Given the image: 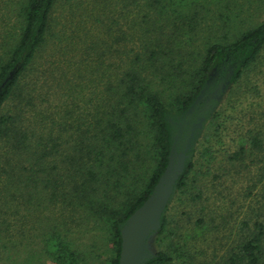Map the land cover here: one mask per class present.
I'll list each match as a JSON object with an SVG mask.
<instances>
[{
  "label": "trees",
  "instance_id": "1",
  "mask_svg": "<svg viewBox=\"0 0 264 264\" xmlns=\"http://www.w3.org/2000/svg\"><path fill=\"white\" fill-rule=\"evenodd\" d=\"M240 11L230 0H0V255L16 227L15 247L55 264H119L122 229L180 152L145 264H264V104L263 124L242 130L212 175L215 198L197 168L215 158L207 137L230 96L250 83L264 95L252 75L264 18ZM206 21L216 29L201 40ZM239 179L237 211L249 202L222 236L231 211L216 204ZM70 222L86 224L90 243ZM202 240L229 244L218 253Z\"/></svg>",
  "mask_w": 264,
  "mask_h": 264
},
{
  "label": "rangeland",
  "instance_id": "2",
  "mask_svg": "<svg viewBox=\"0 0 264 264\" xmlns=\"http://www.w3.org/2000/svg\"><path fill=\"white\" fill-rule=\"evenodd\" d=\"M63 2L57 9V12L55 13V16L61 17V6ZM65 7H68L67 4ZM230 7L232 10H235V13L240 9H242L241 16L244 18H248L249 15H253V18L256 16V20L261 21L264 18V9L260 8L257 4V2L253 0H230ZM64 13V12H63ZM249 20V18H248ZM209 23H212V21H206L203 25L205 29L203 31L199 32L198 36L203 40V38L206 36V38H210V33H214L216 27L214 26L212 29L208 30L207 25ZM207 24V25H206ZM60 27V25H58ZM56 27V29H59ZM231 30L230 32L237 31L239 28H242V22H235L231 24ZM227 28H225L226 30ZM223 28L219 30L218 34H222ZM198 43H201L199 41ZM254 74V77H258V81L261 84L260 86L263 88L264 92V59L263 63L260 64L252 73ZM258 83H250L246 85L242 90H237L235 93H233L229 100L227 105H225V108L223 109V113L220 116L219 119L216 120L217 129L219 131L217 132V136L210 139L211 137H207L209 141H207L210 145L213 146L215 152H213V155L215 158L212 160V162L209 164L208 168V160L207 158H203L199 161L197 168L199 169V172H201L200 176L202 179V183L205 182V184L210 186L209 194L215 198L216 193L222 189L221 187H212L211 181L213 180L212 175L219 169L220 166L224 167L226 165V150H232L234 147H236L237 144L241 143L244 139L243 137V131L244 132L249 128H255L263 124V120L260 117V114H256V112H260L261 106L264 104L261 99L264 98V95L257 96L256 93V87L255 85ZM259 90H261L260 87H258ZM237 98H239L237 100ZM246 98V99H243ZM264 105L262 106V108ZM254 117L256 118L250 121V119ZM260 118V119H259ZM216 129V130H217ZM221 167V168H222ZM229 167V166H227ZM209 169V170H208ZM208 172V173H207ZM238 184H233V180L229 184V181L226 182V187H229L231 184H233V187L227 191L226 187L224 190L227 195L229 196L228 199H226L223 195L219 196V200L224 203H218V205H223L224 207L230 209V211L233 213V216H231V212L229 213V217H231L229 225L227 230H222V236L228 235L231 232V226L234 225L235 221L240 220L242 218V215H245V208L248 205L249 200H247V203L245 204L244 208H241V210L237 211V208L239 206V201H234L236 199V191L245 186V182L243 183L242 180H237ZM198 190V189H194ZM231 192V193H229ZM242 192V191H241ZM243 198V196H241ZM241 198V200H242ZM244 200V199H243ZM235 202V203H234ZM191 204L188 206V201H184V207L183 210H190ZM193 208V207H192ZM227 210V209H226ZM181 211V212H182ZM180 212V214H181ZM25 213L27 214V218L25 220L26 222V228H30L31 224L33 223V216L31 213L26 210ZM184 217V215H183ZM192 225V224H190ZM183 229H188L189 224L182 223ZM69 229L72 233V236L76 238L79 242H85L90 243L91 241V234L87 232V226L86 224H81L80 226H76L74 223H69ZM226 232L224 233V231ZM208 236H212V234H208ZM22 239L21 235L16 231V227L14 231L12 232V236L3 235L2 236V242L6 245H8L6 251H2L0 255V264H55L53 260L47 257H43L41 255H34L31 253V244H29L26 247H15L17 246V243L19 240ZM216 242V241H215ZM214 241H201V247L202 250H208V251H214L217 249V252L219 253V250L222 253L229 242L223 241L224 246H221L219 244H215ZM202 258H205V255L202 256ZM101 259V261L98 264H107V259Z\"/></svg>",
  "mask_w": 264,
  "mask_h": 264
},
{
  "label": "water",
  "instance_id": "3",
  "mask_svg": "<svg viewBox=\"0 0 264 264\" xmlns=\"http://www.w3.org/2000/svg\"><path fill=\"white\" fill-rule=\"evenodd\" d=\"M184 155L175 166L172 162L145 202L129 217L122 229V248L119 264H145L151 257L153 232L161 227V215L174 191L179 173L184 167Z\"/></svg>",
  "mask_w": 264,
  "mask_h": 264
},
{
  "label": "flooded vegetation",
  "instance_id": "4",
  "mask_svg": "<svg viewBox=\"0 0 264 264\" xmlns=\"http://www.w3.org/2000/svg\"><path fill=\"white\" fill-rule=\"evenodd\" d=\"M180 161V152H173L172 162L174 165Z\"/></svg>",
  "mask_w": 264,
  "mask_h": 264
}]
</instances>
